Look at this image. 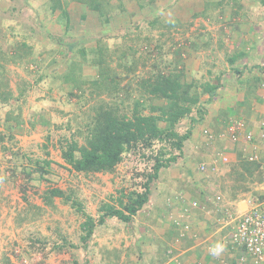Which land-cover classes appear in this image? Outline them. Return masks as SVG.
<instances>
[{
    "label": "rangeland",
    "instance_id": "1",
    "mask_svg": "<svg viewBox=\"0 0 264 264\" xmlns=\"http://www.w3.org/2000/svg\"><path fill=\"white\" fill-rule=\"evenodd\" d=\"M97 2L92 9L79 0H0V91L13 96L7 104L0 102V264H158L159 257L151 254L153 242L170 227L161 212L165 191L159 186L175 189L174 198L202 196L200 202L214 194L230 203L258 194L264 175L261 153L249 185L230 168L219 170L221 165L206 181L188 167H196L201 155L211 157V152L205 155L203 145L210 143L202 131L214 127L213 118L244 120L264 112V0ZM95 48L104 56L102 64L96 63ZM101 70L116 84L115 93L93 85ZM158 75L195 90L202 84L217 90L211 102L202 94V104L171 127L190 137L181 152L166 147L162 160L175 161L149 183L147 203L128 223L105 217L99 224L107 206L126 213L130 199L144 192L154 164L150 158L164 142L123 153L112 172L87 174L72 171L62 160V144L101 101L117 105L125 100L119 106L126 111L138 99L151 107L166 106L136 92L141 80L153 82ZM164 120L158 126L167 130ZM219 137L223 140L216 143L224 147L228 140ZM84 145L79 138L77 146ZM38 166L47 171L44 180L34 173L28 184L24 168ZM47 187L72 192L96 223L85 245L80 240L85 217L59 199L43 207L40 196ZM33 205L43 208L40 214Z\"/></svg>",
    "mask_w": 264,
    "mask_h": 264
},
{
    "label": "trees",
    "instance_id": "2",
    "mask_svg": "<svg viewBox=\"0 0 264 264\" xmlns=\"http://www.w3.org/2000/svg\"><path fill=\"white\" fill-rule=\"evenodd\" d=\"M79 1L84 5L89 4V7L92 9L98 7L97 0ZM100 1L102 2L103 0ZM70 49L71 47H69L68 50ZM98 49L99 48H95L92 53L94 55H98V60H96V63L102 64L104 62V56H101V50ZM239 55H244V53H240L238 56ZM232 61L233 60L230 62ZM68 77L69 74L66 78L67 80L69 79ZM97 79L98 80H96L93 85L97 87L98 91L103 93L106 91L110 93L116 88V84L111 82L112 78L109 80L108 74L104 73L102 70L99 72ZM200 88L201 90H195L194 86L191 84H181L176 79L171 78L170 75L165 77H160L159 75L155 76L153 82H150V80H141L136 92H142L151 98L165 101L166 106L151 107L148 101L145 102L142 99H138L134 102L133 108L126 111L124 108L122 109L119 106V103L121 106H123L125 100L120 101L117 105L114 104L115 102L108 104L101 101L96 109L93 110L94 112L92 116L87 117L85 125H82V128L76 134H73L70 140L64 141L62 145L65 148L61 150L60 157L68 166H70L72 171L80 174L112 172L114 167L120 162L121 155L123 153L127 151L134 152L140 146L143 149H150L155 143L163 144L164 142L163 146L158 148L157 154L150 158L153 159L154 164L151 170L152 174L147 176V180L144 184V192L141 194H136L134 198L130 199L129 204H126L124 207L126 213L107 206L108 211L99 218V224H103L102 220L105 217L116 218L122 223H128L136 214V212L147 203L150 193L149 183L155 179L156 175H158V172L161 169L167 168L171 162L175 161L174 157H169L167 160H162L166 152V147L181 152L184 143L190 137L189 133L187 132L182 134L174 133L173 131L171 132V127L177 123L178 119H182L184 116L189 114L191 108L202 104L199 102L202 94L207 93L209 99L207 102H211V99L217 90V86L208 84H202ZM78 89H80V87ZM115 91L116 90H114V93ZM12 97L13 96L10 91H0L1 103H9V101L13 99ZM248 105L250 107L252 106V103L248 102ZM146 109L148 110L146 111ZM156 113H159V115H156ZM204 113L205 112L202 113V111H199L201 116L204 115ZM164 116H169V119H165ZM162 120L167 122V128L169 129H161L158 126L159 122ZM218 121L221 122V124H218ZM231 121L232 119H229V117L227 119L225 118L223 121L221 118L220 120L217 119V122L213 118L211 123H213L214 127L212 126L210 129L206 127L207 129L202 131L205 134L209 133L208 135L213 137V139H209L208 141L210 145L208 147L203 145V147H206L207 152H211L210 159H213L214 161L217 160L219 165H221L220 156L224 155L221 150H224L225 148H222L220 145H218L216 141L223 140L222 138L220 139L219 136L225 135L227 133L226 129L230 125ZM211 123H208L207 125L209 126ZM252 123L256 124L255 127H252L251 123L248 121L245 123V127L248 131L252 132L254 129H258L259 131V133L257 132V135H253L254 140L252 141V144L257 138H260V141H263L264 117H256L255 122L252 121ZM210 130L212 131V134H210ZM204 137L206 138L205 135ZM79 138L83 139L85 143L83 147L77 146ZM242 144L244 143L239 142L235 144L237 145V163H235V165L232 166L230 170L243 180L245 177L244 181H248L246 184L249 185L252 182L251 179L253 178L254 171L259 170V164L255 162H248L247 158L241 152L243 150V147L241 146ZM44 165L47 167V162H45ZM24 169V180L28 184H32V181L34 180V173L38 175V179L40 180H44V175L47 174V171H45L42 166H38L37 169ZM258 196L259 200H263L264 196ZM24 199L26 200V198ZM55 199H59L62 204L69 205V207L75 213L85 217L81 223V231L84 234L80 236V240L82 243H84L83 245H85L91 237L96 223L93 221L92 217L85 214L81 203L72 192L47 187L40 196L43 207H53V202ZM199 199L200 198L197 200ZM32 207L35 208L39 214L43 210L41 206L33 205ZM61 247H63V245L55 246L56 249H61Z\"/></svg>",
    "mask_w": 264,
    "mask_h": 264
},
{
    "label": "built area",
    "instance_id": "3",
    "mask_svg": "<svg viewBox=\"0 0 264 264\" xmlns=\"http://www.w3.org/2000/svg\"><path fill=\"white\" fill-rule=\"evenodd\" d=\"M226 132L228 141L233 144L239 142L251 144L254 140L253 133L246 129L245 123L242 120L232 121L226 129ZM208 138L210 140L213 139L211 135H209ZM247 160L249 162H255L258 158L256 154H251L247 157ZM220 161L223 164L228 162L225 155L220 156ZM210 164L211 163H201L198 165L195 172L203 176L202 179L198 180L206 181L208 176L216 174L215 168ZM257 192L258 195L264 196V175L261 177ZM258 195L250 196L247 199L246 210L233 211V209L226 207L219 194H214L212 198L204 197L201 202L199 200L190 202L189 207L187 204V208H177L180 214L177 218L173 216L170 205L166 204L170 214L169 219L171 218L169 224L173 227H178L180 230L179 238L182 240L186 237V232L189 229L187 223L191 222V218H188L189 208L200 210L201 213L209 212L210 210V212L216 211V213H218V215L215 214L217 215L216 222L219 227V234H221L219 235L220 244L231 252H237L236 255H234L237 256L238 254L235 264H264V198L263 200H259ZM173 199H177V202L184 200L185 196L178 194L177 197ZM209 204L211 205L210 207H208ZM181 219H185V222H183L185 224L180 221ZM194 219H196V217H194ZM217 254L209 252L210 258L216 260H218ZM216 260H214L215 262L212 264H227L222 260Z\"/></svg>",
    "mask_w": 264,
    "mask_h": 264
},
{
    "label": "crops",
    "instance_id": "4",
    "mask_svg": "<svg viewBox=\"0 0 264 264\" xmlns=\"http://www.w3.org/2000/svg\"><path fill=\"white\" fill-rule=\"evenodd\" d=\"M260 115L261 116H247L246 119L250 120L251 122L252 121L255 122L256 117H260V118L264 117V112L261 111ZM256 131L259 133L258 129ZM252 133L253 135H255L253 130ZM257 139H255L253 144L244 143L241 145L243 147V150L241 152L246 158L251 154H256L257 156H259L258 153L261 154L264 153V145L261 141H258ZM227 142L224 146L225 149L221 151L223 152L225 157H227L228 162L221 165L224 168L220 166L219 170H225V169L229 170V168L231 169V166H234L235 163H237V155H236L237 145L231 142L229 143ZM207 153L208 152H206L205 155H207ZM201 156L202 158L198 161L197 166L195 165L196 167L192 166L191 163V166H189L188 168L193 171L198 167L199 164L211 161L209 157L207 158L206 156L205 157L203 155ZM213 164L214 162L211 165ZM228 170L226 172H228ZM229 173L227 174V176L230 175ZM189 175L190 174L188 173V178H190ZM211 182L213 181L211 180ZM167 185L162 184L161 186H159L158 189L159 191L162 190V192L165 191L164 199L161 204L163 205L161 206L163 207L161 212L163 211L165 213L164 215L166 217V220L167 219L169 220L170 214H169V210L166 207V204L170 205V209L172 210L173 216L177 218L178 216H180L177 208L180 207L187 208V204L189 207V203L192 201H197L198 197L194 198L191 194L187 196V193H185L186 199L176 202L177 199H173L174 198L173 196L175 194L171 195L172 193H174L172 191L173 190L175 191V189L170 190L168 189ZM213 190L214 192H218L217 189H213ZM232 201L233 202L231 203L229 201H223V203L226 205L227 208L233 209V211H244L247 209V200L237 201V199H235ZM215 214L218 215L216 211L201 213L200 210L189 208L188 218H191V222L187 223L189 229L186 232V237L181 240L179 238L180 230L178 229V227L168 226L167 228H169V231L167 233H164L159 239L156 238L154 240L153 242L154 245L152 246L154 252H151L152 257L154 259H156L155 257H159L160 260L158 264H212L215 262L214 260L216 259L210 258L209 252H212V250L216 248L217 245H219L220 250L217 252L219 256L216 253L217 259L222 260L227 264H235L238 254L237 256L234 255H236L237 252H231L225 249V247L220 244L219 235L221 234H219L220 233L219 227L215 218V216L217 215ZM194 217H196V219H194ZM180 221H182L183 223L185 222V219H181Z\"/></svg>",
    "mask_w": 264,
    "mask_h": 264
},
{
    "label": "clouds",
    "instance_id": "5",
    "mask_svg": "<svg viewBox=\"0 0 264 264\" xmlns=\"http://www.w3.org/2000/svg\"><path fill=\"white\" fill-rule=\"evenodd\" d=\"M209 133H206V134H204L205 136H206V139L209 141V138H208V135ZM225 137L224 138H226V140H228L227 139V136H226V134L224 135ZM263 155V154H262ZM264 158V157H263ZM211 161L210 162H206V163H213L214 162V164H213V167L215 168V171H216V173H217V170H218V166H219V164H218V161L217 160H213V159H210ZM221 162V161H220ZM216 163V164H215ZM210 164V165H211ZM221 165H223V163H221ZM212 175H214V174H212ZM220 195V194H219ZM221 196V195H220ZM148 198H149V196H148ZM222 198V197H221ZM222 201H223V199H222ZM164 219H166V217H165V215H164ZM167 223L169 224V220L167 219ZM170 225V224H169ZM171 226V225H170ZM220 250V246L219 245H217L216 246V248H214L213 250H212V252H213V254H216L218 251Z\"/></svg>",
    "mask_w": 264,
    "mask_h": 264
}]
</instances>
